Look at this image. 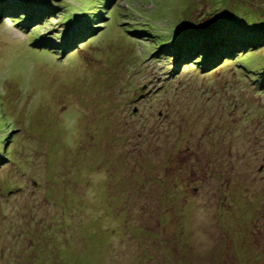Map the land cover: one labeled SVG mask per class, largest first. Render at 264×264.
Masks as SVG:
<instances>
[{"label":"rangeland","instance_id":"374dc122","mask_svg":"<svg viewBox=\"0 0 264 264\" xmlns=\"http://www.w3.org/2000/svg\"><path fill=\"white\" fill-rule=\"evenodd\" d=\"M256 30L264 0H0V264H264V47L181 62Z\"/></svg>","mask_w":264,"mask_h":264},{"label":"trees","instance_id":"16d2710c","mask_svg":"<svg viewBox=\"0 0 264 264\" xmlns=\"http://www.w3.org/2000/svg\"><path fill=\"white\" fill-rule=\"evenodd\" d=\"M192 45H197L198 48H191L190 46ZM186 47L189 48L185 52H181L183 58L181 62L183 65H186L185 62L192 59L197 52H201V56H204V61H197L196 64H203L206 62L204 67H210L216 64L218 65L219 63L227 61L228 59L231 60L238 58L243 56L245 53L262 49L264 47V30L243 32L241 34L223 33L219 36H214L207 39H194L193 41L188 42ZM205 55L207 57H205ZM262 74H264V72ZM263 81L264 78L261 76V80L259 82L263 83ZM223 249L225 250V246H223ZM211 257L215 260V258L219 257V255L216 254L215 258L213 256Z\"/></svg>","mask_w":264,"mask_h":264},{"label":"water","instance_id":"95a60500","mask_svg":"<svg viewBox=\"0 0 264 264\" xmlns=\"http://www.w3.org/2000/svg\"><path fill=\"white\" fill-rule=\"evenodd\" d=\"M58 1H60V0H58Z\"/></svg>","mask_w":264,"mask_h":264}]
</instances>
